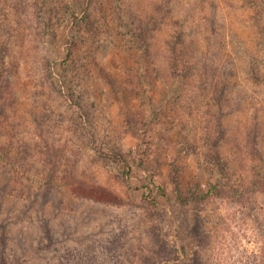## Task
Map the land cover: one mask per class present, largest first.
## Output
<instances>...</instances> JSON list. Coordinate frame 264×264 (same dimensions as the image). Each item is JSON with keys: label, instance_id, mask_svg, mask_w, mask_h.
I'll return each mask as SVG.
<instances>
[{"label": "trees", "instance_id": "1", "mask_svg": "<svg viewBox=\"0 0 264 264\" xmlns=\"http://www.w3.org/2000/svg\"><path fill=\"white\" fill-rule=\"evenodd\" d=\"M206 2L204 0L202 3ZM174 3V0H158L155 18L144 16L135 3L127 4L126 0H0V132L11 125L10 113L20 101L17 90L23 80L22 73H16L14 68L24 65L25 59L21 56L15 63L13 40H18L15 45L24 46L29 40L31 46L32 42H38L45 52L41 60L43 80L68 110L76 109L84 114L80 118L86 119L85 123H88V129L82 126L93 139L91 151L105 164L121 165L123 180L139 192V198L131 195H127L129 198L123 197L104 184L79 179L74 168H66L59 177V183L83 201L138 207L154 219L148 222L151 224L146 232L150 242L144 244L141 239L132 238L131 231L125 229L95 237L90 243L80 241L79 244L77 240L93 236L86 229L85 232L81 231L82 218L77 223L71 220L55 226L51 219L41 227V234L33 235V239L26 232L19 230L21 233H17L19 231L10 228L11 218L3 219L0 222V264H32L35 260L36 264H112L116 262L114 260L119 264H184L177 254L176 257L167 256L172 251L178 252L177 242L183 247L193 242L194 261L189 264H225L227 259L223 255L232 233L227 219L233 215L228 208L222 211L220 206V209L212 212L208 207L227 202V205H237H234L237 208L234 214L242 215L244 219L255 218V213L258 216L261 214L260 210L264 208L260 200L264 196V151L255 149L246 157L239 156L236 151L228 152L226 132L229 130L224 127L223 119L228 116L224 108L229 101L222 103L226 98V90L222 94L215 88L211 90L210 85H205V90L209 92L197 96L202 98L203 104L218 108V114L205 113L206 117H211L209 121L216 120L213 128L205 130L200 146L195 138H190L192 131L182 122L171 124L172 128H179L177 132H182L177 142L180 148L175 155L161 151L168 137L153 138L152 122L160 125L165 113L158 108L156 96L146 94V87L155 89V80L159 79L158 69L151 59V42L156 40L155 27L159 26V15L166 19V13L171 14ZM256 14V21L264 24V16L258 11ZM13 16L18 17L16 21ZM25 17L28 27L23 24ZM259 31L264 33V27H260ZM176 40H182L179 43L182 46L189 45L183 33ZM177 48L178 45L173 48L174 53ZM168 60L175 70L173 79L175 83L177 81V103L185 97L187 90L194 92L190 89L192 87L197 94V84H193L190 76L183 72V53L167 56ZM232 71L230 73L231 70H228L223 78L230 75L237 77L239 70ZM246 71L252 74L255 84L264 86L263 72L257 68ZM125 99L139 101L150 108L130 117L124 124L125 131L139 133L136 136L142 138L144 143L143 157L137 165L143 168V173L138 177L128 154L113 144L114 132L119 131L118 127L114 129L111 123L100 127L101 115L96 116L93 123L87 121L85 107L89 102L99 113L105 100L122 102ZM12 137L15 139L14 133ZM27 146L16 144L9 138L0 145V153L4 151L7 157L15 159L14 155L29 153ZM192 153L200 154V164L210 179L207 183L197 177L191 183L183 182V166L178 161L182 158L181 154ZM16 165L25 167L20 162ZM152 165L172 168L170 178L176 191L175 207L178 208L173 216L174 241H170L165 233L171 218L163 205L170 199L167 181L164 182L162 174L151 168ZM52 172L55 173L54 170ZM48 179L53 182V176ZM134 182L138 183L137 186H133L136 185ZM217 220L221 222L216 226ZM61 224L62 228L56 229ZM134 240L137 241L136 245ZM131 248L136 251L130 253ZM162 254L167 257L163 258ZM159 259H162L160 263ZM258 264H264V256Z\"/></svg>", "mask_w": 264, "mask_h": 264}, {"label": "rangeland", "instance_id": "2", "mask_svg": "<svg viewBox=\"0 0 264 264\" xmlns=\"http://www.w3.org/2000/svg\"><path fill=\"white\" fill-rule=\"evenodd\" d=\"M157 1L126 0L127 4L135 3L144 16L155 18ZM174 1V8L170 15L166 13V19L159 15V26L155 27L156 40L151 42V59L158 69L159 79L155 80L157 83L155 89L146 87V94L156 96L158 108L163 109L165 113L164 117H161L160 125L152 122L153 138L168 137L166 142L162 141L165 148L161 151L164 154L175 155L180 148L177 142L182 132L180 130L177 132L179 128H172L171 124L182 122L191 129L190 138H195L197 145L200 146L205 130L208 127L213 128V122L216 120L214 118L215 120L209 121L211 117H206L205 113L218 114L217 107L207 106L201 102L202 98H197L199 94L203 96L205 92L208 93L205 85H210L211 90L215 88L222 94L227 91L222 103L229 101L224 108L228 116L223 119L224 127L229 130L226 132L228 152L236 151L239 156L246 157L258 149L264 151V86L255 84L252 74L246 71L249 68H257L264 73V33L259 31L264 24L256 21L257 11L264 16V0H206V4L202 3L204 0ZM252 1L255 2L251 3ZM26 17L23 24L28 27ZM17 18L13 16L14 21ZM182 33L189 44L187 46L179 44L182 40H176ZM15 42L18 40H13L12 45L15 63L21 56L25 63L14 68V71L16 73L20 71L24 81L21 79L20 89L17 90V98L20 101L10 113L11 125H7L0 132V145L11 138L16 144H27L29 153L14 155L15 159L7 157L4 151L0 153V222L11 218L10 228L26 232L28 233L26 235L33 239V235L41 234V227L51 219L55 226L71 220L77 223L82 218L81 231L86 229L85 231L92 233L93 236L77 240L79 244L80 241L90 243L95 237L123 229L131 231V237L141 239L143 244L150 242L146 232L151 224L148 222L154 219L146 211L129 205L112 206L83 201L59 183L61 182L59 177L64 170L74 168L77 169L79 179L104 184L123 197L131 195L139 198V192L134 191V187H130L123 180L121 165L105 164L91 151L93 139L82 126L88 129V123H85L86 119L80 118L84 117V114L76 109L68 110L60 97L53 93L48 83L43 80L41 60L45 52L41 50V45L32 42L31 46L30 40L26 46L15 45ZM177 45L178 55L183 53L181 60L183 72L190 76L193 84H197L196 91H199L195 94V89L190 88L194 92L187 90L185 97H181L183 99L178 103L177 81L175 83L173 79L175 70L168 64L169 60L166 61L167 56L172 57L177 53H174L173 49ZM228 70H231L230 73L232 70H239V74L237 77L230 75L224 79L223 75L228 73ZM104 104L98 113L89 102L85 107L87 121L93 123L96 116L101 115L100 127L106 126V123H111L114 129L118 127L119 131L114 132L113 144L128 154L134 173L138 177L143 173V168H138L137 165L143 157L144 143L142 138L136 136L139 133L125 131L124 124L130 117L150 108L147 104L141 105L139 101L127 99L122 102L105 100ZM167 129L169 131H166ZM13 133L15 139L12 137ZM171 134L176 135L173 137ZM181 156L178 163L183 166L185 184L191 183L196 177L204 183L210 180L200 164L199 153ZM17 161L25 167H18ZM151 168L162 174L164 182L167 181L170 199L163 205L171 214V218L169 217L170 224L165 228V233L170 241H174L176 237L173 216L178 212V208L175 207L176 191L170 178L172 168L170 166L157 168L154 165ZM52 176L53 182L48 179ZM134 183L136 185L133 186H137L138 183ZM260 200L264 206V196ZM234 205L219 202L215 207L211 205L208 207L212 212L220 209V206L223 208L222 211L228 208L229 213L233 215L231 219H227L231 224L232 233L223 255L227 259L225 264H258L264 256V208L260 210L259 216L255 213V218L244 219L242 215L234 214L237 211V205L236 207ZM251 214L253 216L254 213ZM220 222L221 220H217L216 226L220 225ZM62 224L56 229L60 230ZM20 231L17 233H21ZM136 242L134 240L135 245ZM192 244L193 242L183 247L177 242L178 252L172 251L167 256L176 257L177 254L181 257V263L189 264L194 261ZM133 250L135 249L131 248L129 252ZM167 256L162 254L163 258ZM162 259H159L158 263ZM114 261L116 262L111 263L119 264L117 260ZM36 262L35 260L32 264Z\"/></svg>", "mask_w": 264, "mask_h": 264}]
</instances>
